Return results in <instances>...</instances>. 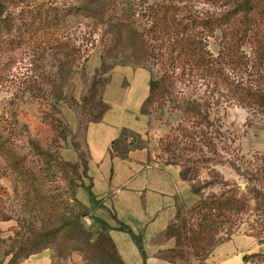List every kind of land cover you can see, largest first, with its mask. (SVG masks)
<instances>
[{"label":"rangeland","instance_id":"1","mask_svg":"<svg viewBox=\"0 0 264 264\" xmlns=\"http://www.w3.org/2000/svg\"><path fill=\"white\" fill-rule=\"evenodd\" d=\"M127 1L89 3L88 0H9L6 3L1 18L5 23H11V32L0 25V116L10 115V112L16 110L20 125L27 127V135L18 137L22 153L29 155L25 148L27 136L36 140L46 150L54 145V139L58 135L44 121L46 114H54V105L58 111L57 117L67 130L66 140L59 142L61 159L79 161V164L84 161L89 163L91 174L98 181L103 175H112L114 170L120 174L118 171L121 162L117 160L113 165L115 156L111 153L112 144L111 147H106V138L110 132L115 133L117 138L125 132L127 143L133 145L132 150L139 151L135 157H140V164L133 167L124 164L123 168L131 167L129 170H132V175L135 176L147 175L148 182L155 172L145 170L147 165L142 163L146 162L161 168V176L166 184L172 185L177 178L171 170L167 171L163 167L176 166L181 171L187 170L189 177L195 179V183L208 181L209 169H215L223 176L224 181L229 183V188H240L245 193L247 185L257 187L258 182L250 181V177L257 169L263 167L264 170V113L240 106L236 100L228 98L224 90L214 91L213 85L195 75L186 77L185 82H180L176 91L179 95L196 100L204 106L206 112L210 113V125H196L194 118L186 117L170 104L157 105L158 101L152 106H144L145 114L140 113L149 95L150 80L160 76L158 67L153 66V62L148 64L144 54L136 58L131 50L125 52L124 43H118L115 47L118 34H114L112 22L116 19L115 15H122L126 10H130L133 12L132 20L143 26L147 20L142 19V16L147 7L158 0H131V3L126 4ZM222 4L223 0H184L180 8L183 14L202 17L220 13L223 10ZM49 7L55 8L62 19L54 28L57 39H69L78 47V60L74 57L71 59L76 64L64 88L65 101L57 103L49 101L50 95H47L46 99L40 98L30 89L35 81L43 83V77L50 71L56 72L63 60V57L55 59L49 47L45 50L42 47L44 41L41 45L35 42L36 35L42 33L40 23L45 19V8ZM36 11L38 14H35ZM31 13H34L33 16ZM20 25H24L21 30L17 29ZM34 26L38 33L35 32ZM220 37L219 31L213 35L207 32L206 45L213 57L219 55ZM112 46L115 49L113 47L112 52H109ZM242 51L252 58L250 49L244 47ZM103 59H106L107 65L117 66L104 75L110 83L100 90L98 96V100L100 98L110 106L106 120L100 125H93L91 132L90 128H87V139L93 140L92 150L86 139V127L90 123L82 117L79 105L88 94L103 65ZM224 72L234 80L250 82L252 79L249 73L233 71L229 66L225 67ZM193 139L197 143L195 146H192ZM170 143H173L172 147L175 146L173 154L166 150V145ZM106 152L108 156L105 157ZM31 163L34 161L31 160ZM122 174L125 175V172ZM259 174L262 175L263 172ZM82 177L77 175L67 178L57 172L48 185L50 191H55L51 192L52 195L58 201L61 198L63 220H67V223L70 221L69 226L63 228L59 222L52 225L62 229L52 245V264H107L100 244L97 243L96 237L91 235L96 232L98 225L94 223L93 216L106 220L111 216L107 211L99 212L100 208L95 205L87 191L93 184L92 179ZM188 183L191 187L193 182ZM166 184L163 190H172L168 189ZM75 186H78V189ZM17 188L21 189L12 174L0 179V219L15 223L12 234L0 238V241H4V244L0 245V264H8L11 260L12 255L6 257L5 252L10 251L18 232L24 235L32 224L39 227L40 214L31 212L30 207L24 205L22 194L16 191ZM181 189L179 199L185 206L179 205L178 208L187 211L198 197L188 188ZM222 189H225L224 184L215 186L212 191L220 192ZM157 191L154 195L150 191L143 192L148 208L140 218H136L131 211H117L124 219L118 224L127 226L141 238L142 250L145 253L144 256L128 233H113V239L120 250L137 255L131 258L130 264H158L151 254L154 244L159 243L157 237L163 235L166 214L158 215L156 210L162 204L176 202L178 199L171 194L163 198ZM209 191L206 190L205 194ZM131 193L132 191L128 190L123 195ZM131 195L139 196L137 191ZM108 206L113 207L111 203H108ZM254 218L252 213L244 215L237 232H257V227L252 229ZM152 221L155 222L151 223ZM82 232H85L86 236H83ZM72 234L75 236L72 237ZM91 238L93 240L89 243Z\"/></svg>","mask_w":264,"mask_h":264},{"label":"trees","instance_id":"2","mask_svg":"<svg viewBox=\"0 0 264 264\" xmlns=\"http://www.w3.org/2000/svg\"><path fill=\"white\" fill-rule=\"evenodd\" d=\"M8 1L0 0V25L11 32V23H5L6 21L1 18ZM88 1L114 3L118 0ZM183 2L184 0H158L155 4L149 5L142 16V19L147 20L143 26L132 20L133 12L130 10H126L122 15H115L116 19L112 22V30L114 34H118L115 47L118 43H124L125 52L131 50L136 58L144 54L148 64L153 62V66L158 67L160 76L158 79L150 80L149 95L141 108V113L145 114L144 106H152L158 101L157 105L170 104L186 117L194 118L196 125L209 124L210 113L206 112L205 107L196 100L179 95L176 91L179 83L185 82L186 77L191 75L208 81L213 85L214 91L224 90L228 98L236 100L240 106L264 113V0H223V10L220 13L202 17L181 13L180 4ZM129 3L131 0L126 2ZM33 14L31 13V16ZM35 14H38V11ZM45 14V19L40 23L42 33L36 35L35 42L41 45L44 41L42 47L45 50L49 47L55 59L63 57V60L56 72L50 71L43 77V83L35 81L30 89L40 98L46 99L47 95H50L49 101L64 102V88L76 64L71 59L74 57L78 60V47L69 39H57L54 28L62 22L60 13L49 7L45 8ZM22 26L24 25L17 29L21 30ZM33 28L38 33L36 27ZM216 31L221 33V49L218 57H213L207 49L206 38L207 32L213 35ZM113 47L109 52H112ZM244 47L252 51V58L242 51ZM143 61L145 62L144 59ZM106 63V59H103V65L95 76L88 94L79 105L82 117L90 124L101 123L110 110L107 103L102 102L100 98L98 100L100 90L110 83L104 75L117 66ZM226 66L233 71L249 73L251 81L234 80L225 74ZM52 108L54 114H46L44 121L58 135L54 139V145L46 150L36 140L27 136L25 148L30 156L24 155L19 146L18 137L27 135V127L20 125L18 112L14 110L10 115L0 116V179L12 174L21 188H17L16 191L21 192L24 205L30 207L31 212H38L41 216L38 220L39 227L32 224L24 235L19 232L16 234L17 239L13 240L10 251L5 252L6 257L12 255L8 264H22L31 256L46 250L52 252V245L58 238L61 228L69 226L70 221L67 223V220L64 221L62 218L61 198L58 201L51 193L55 191L48 189L54 175L59 172L67 178L77 175L88 178L87 162L79 164L61 159L59 142L66 140L67 130L56 115L58 112L56 107L52 105ZM127 142L128 137L122 132L120 138L112 142L111 153L122 160H127L129 153L133 151L132 143ZM172 144L166 145V150L173 154L175 146L172 147ZM192 144L197 145L195 139L192 140ZM29 159L34 163L30 164ZM168 164L172 165L169 162ZM260 172L263 174H259ZM208 176L209 180L200 184L189 177L187 170L180 172L183 181L193 182L191 191L198 199L187 208V211L178 208L174 220L165 230V239L174 242V246L165 255L169 264H191L194 261L205 264L219 245L231 240L243 222L244 215L249 213L255 215L252 229L255 230L257 227L260 230L252 235L260 243H264L263 167L257 169L250 177V181H257L258 186L247 185L245 193L240 188H229V183H226L215 169H209ZM221 184H224L225 189L220 192L212 191L215 186ZM75 187L78 189V186ZM206 190H210L207 195ZM87 191L95 205L101 208L91 188ZM113 219L118 222L116 217L113 216ZM93 220L98 225L96 232L91 236L96 237L107 264H124L114 240L109 235L112 230L131 235L145 256L141 238L130 228L119 225L118 229H112L106 221L98 217L93 216ZM58 222L62 223L61 228L52 227ZM82 234L86 236L85 232ZM73 236L75 235L72 234ZM92 240L89 239V243ZM3 244L4 241H0V245ZM254 257L264 260V256Z\"/></svg>","mask_w":264,"mask_h":264},{"label":"crops","instance_id":"3","mask_svg":"<svg viewBox=\"0 0 264 264\" xmlns=\"http://www.w3.org/2000/svg\"><path fill=\"white\" fill-rule=\"evenodd\" d=\"M105 116L102 122L99 123V125L105 122L106 120ZM93 125H98V124H89L86 127V139L89 137V132L87 128H90V132H91V128ZM118 138H120V136ZM118 138L116 137L115 133L110 132L109 137L106 138V143H107L106 147H108L109 145L111 147L112 142L117 140ZM92 141L87 139L88 144H90L91 149L93 150ZM108 150L110 151V149H105V151L107 152ZM105 151L103 153H105ZM137 153H139V151L136 152L135 150L131 151L128 155L127 160H122L114 155L115 158H113L114 160L113 165L117 162V160L121 162L118 171L120 172V174L118 175L117 170L116 171L114 170L112 175L111 173H108L107 175H103L100 177L99 181L96 178H94V176H92L91 165L88 163V177L92 179V183H93L91 185V191L94 194L96 201H98L102 206L99 212L101 211L109 212L111 218L109 220L106 219H102V220L106 221L112 229L119 228L118 223L124 221V219L120 216V214L117 213V211H119L120 213L131 211L136 218H140V216H142L143 213L147 212L148 205L145 204L144 201L145 197L143 195V192L150 191V193L154 195V192L158 190L159 192L157 191L156 193L161 194L163 198L168 194H171L173 197H176L178 199L176 202L174 201L172 203L168 202L162 204L156 210V212L158 211L157 212L158 215L163 216V214H166V220H165V226H164L165 228L163 230V235L161 234L160 237H157L158 239L156 240L159 241V243L154 244V248L151 254L155 262H158V264H169L165 259V255L166 252L174 246V242L167 241L165 239L164 236L165 230L168 227V225L174 220V217L178 210V206L179 205L185 206L184 204L181 203L179 199L182 191L181 188L183 189L188 188L192 193L191 187L187 181H183L181 179L180 177L181 170L177 169L176 166L163 167V169H166L167 171L171 170V172L174 173L175 177L177 178L175 179V181H173L172 185L169 183L166 184L164 182V179L162 178L163 174L161 172L160 167H156L155 165H149L147 164V162L142 163L145 166L147 165L145 167V170L148 171L154 170L155 172L154 173L155 175H152V178L149 182H148L149 177L147 178V175H144L143 177L138 175L136 176L132 175V170H129L131 167H129V169L126 167L123 168V165L126 164L132 167L138 166L140 164L138 160L140 159V157H135ZM104 155L106 157L108 156V153ZM71 163H79V161L71 162ZM154 163L156 164V162ZM123 172H125V175L122 174ZM165 184L168 185V189H172V190H163ZM185 185L187 187H185ZM128 190L132 191V193L137 191L140 197L139 196L135 197L134 195H131L132 193L129 195H123L124 192L127 193ZM139 198L141 200H139ZM108 203H111L113 207L108 206ZM113 216L116 217L118 222H116L113 219ZM154 222L155 221H152L151 223ZM14 228H15L14 222L12 221L4 222L0 219V238H4L11 235ZM119 232L120 231L112 230L109 232V235L113 239V235H114L113 233H119ZM116 246L124 264H130L129 262L131 258L137 256L131 254V252H123L122 250H120L117 244ZM255 255L264 256V243H260V241L252 234H241V232H237L231 238V240L219 245L211 254V256L209 257V259L206 261L205 264H264V260L255 258L254 257ZM52 262H53L52 252L50 250H46L41 254L31 256L29 259L25 260L22 264H52ZM191 264H198V263L194 261Z\"/></svg>","mask_w":264,"mask_h":264}]
</instances>
